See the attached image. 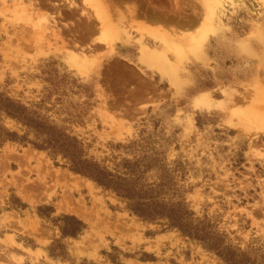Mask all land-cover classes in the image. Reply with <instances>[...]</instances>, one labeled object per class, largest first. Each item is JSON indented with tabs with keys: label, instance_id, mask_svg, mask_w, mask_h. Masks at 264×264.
Listing matches in <instances>:
<instances>
[{
	"label": "rangeland",
	"instance_id": "rangeland-1",
	"mask_svg": "<svg viewBox=\"0 0 264 264\" xmlns=\"http://www.w3.org/2000/svg\"><path fill=\"white\" fill-rule=\"evenodd\" d=\"M263 87L264 0H0V264H264Z\"/></svg>",
	"mask_w": 264,
	"mask_h": 264
},
{
	"label": "bare ground",
	"instance_id": "bare-ground-1",
	"mask_svg": "<svg viewBox=\"0 0 264 264\" xmlns=\"http://www.w3.org/2000/svg\"><path fill=\"white\" fill-rule=\"evenodd\" d=\"M113 3V2H112ZM111 4V3H110ZM111 6V5H110ZM104 7V6H103ZM115 7V6H114ZM104 9H102V6L100 7V6H98L97 7V16H99V19L100 20H106V21H101V23H106L107 22V24L109 25V24H111V21H110V16H106V17H103L102 15H103V13H104ZM111 11H112V9H111ZM105 12H107V11H105ZM110 12V11H109ZM117 13H118V11H117ZM116 13V14H117ZM102 14V15H101ZM122 14V13H121ZM138 14H139V12H138ZM117 15H119V14H117ZM153 15V14H152ZM132 16V15H131ZM115 18H116V16H114ZM113 17V18H114ZM121 17V16H120ZM129 17H130V15H129ZM128 17V18H129ZM123 18V17H122ZM131 18V17H130ZM138 18V17H137ZM96 20V19H95ZM133 20V19H132ZM134 21H135V19H134ZM118 22V21H117ZM122 22H123V20H122ZM133 22V21H132ZM114 24V23H113ZM115 25V24H114ZM113 26V25H112ZM140 26V25H139ZM155 26V25H154ZM117 27V26H116ZM115 27V28H116ZM93 28V27H92ZM112 28L115 30V28L114 27H111V31H112ZM135 28H137V27H135ZM146 28V27H145ZM157 27H155V29H156ZM104 29V28H103ZM154 29V28H153ZM152 29V31L154 32V30ZM157 31H158V29H156ZM165 30V29H164ZM91 31V30H90ZM116 32H117V28H116V30H115ZM151 31V32H152ZM167 31V30H166ZM110 32V31H109ZM152 32V33H153ZM159 32V31H158ZM158 32H157V34H154L153 36V38L156 40V41H160L161 39L169 46L170 45V42L168 41V40H166V38H164V37H162V36H167V35H165V34H162V36H160V35H158ZM171 32V31H170ZM118 33V32H117ZM193 34V33H192ZM110 36V35H109ZM112 36V35H111ZM177 36V35H176ZM186 36H187V34H186ZM115 37V36H114ZM143 37V36H142ZM179 37V36H178ZM195 37V36H194ZM119 38V37H118ZM168 38V37H167ZM115 39V38H114ZM117 39V38H116ZM176 39V38H175ZM178 39V38H177ZM188 39V38H187ZM170 40V39H169ZM179 40V39H178ZM110 41V40H109ZM144 46V45H143ZM259 46V45H258ZM251 47H252V45H251ZM249 48H250V46L249 47H240L238 50H240V51H238L240 54H242V53H247V51L249 50ZM144 58H147L146 60H152V58H158L156 55V53L155 52H153V51H147V50H144ZM161 53V52H160ZM262 57V56H261ZM263 58V57H262ZM260 90H258L257 91V99H258V103L259 104H262V106H263V109H264V87L263 88H259ZM262 114H260V113H256L254 116H253V119L254 120H256L257 122H259L260 123V125H264V111L263 112H261Z\"/></svg>",
	"mask_w": 264,
	"mask_h": 264
},
{
	"label": "trees",
	"instance_id": "trees-1",
	"mask_svg": "<svg viewBox=\"0 0 264 264\" xmlns=\"http://www.w3.org/2000/svg\"><path fill=\"white\" fill-rule=\"evenodd\" d=\"M9 113H11V112H9ZM71 158V160H72V168H73V170H76V171H80V172H82V173H88L89 174V172H88V170L86 169V167L83 165L84 164V160H82V158L80 157V156H77V155H75V154H72V156L70 157ZM89 175H91V176H93V177H95L99 182H101L102 184H109L108 183V181L109 180H106L105 178H103V176H99V174H95V173H92V174H89ZM79 223V225H83V223L82 222H78ZM81 226H79V227H81ZM79 227L77 226V227H75V229H73L72 230V234L73 233H76V231H78V229H79ZM65 232V231H64ZM66 233V232H65Z\"/></svg>",
	"mask_w": 264,
	"mask_h": 264
}]
</instances>
